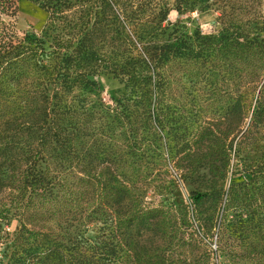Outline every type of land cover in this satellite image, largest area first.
<instances>
[{
    "label": "trees",
    "instance_id": "trees-1",
    "mask_svg": "<svg viewBox=\"0 0 264 264\" xmlns=\"http://www.w3.org/2000/svg\"><path fill=\"white\" fill-rule=\"evenodd\" d=\"M32 1L48 13L46 34L17 31L4 16L14 18L18 1L0 0V264H222L237 247L226 202L233 184L225 185L243 164L237 142L233 148L241 124L227 148L202 160L187 159L182 146L169 149L164 67L179 46L162 40V21L171 7L162 0ZM227 3L174 0L173 8L223 10ZM263 3L230 0L243 13L232 14L225 33L228 46L241 49L251 120L264 111L250 103L264 77ZM106 46L109 58L101 54ZM100 66L124 86L110 104L95 95L90 77ZM232 104L233 112L243 107ZM197 163L210 178L203 180ZM168 165L182 182L198 183L188 203L143 202L138 189L164 180ZM213 235L209 250L205 239Z\"/></svg>",
    "mask_w": 264,
    "mask_h": 264
},
{
    "label": "rangeland",
    "instance_id": "rangeland-1",
    "mask_svg": "<svg viewBox=\"0 0 264 264\" xmlns=\"http://www.w3.org/2000/svg\"><path fill=\"white\" fill-rule=\"evenodd\" d=\"M17 1V14L14 18L4 16V19L19 32L46 34L47 11L32 0ZM173 3L174 0L161 1L171 7L162 21V40L174 41L179 46L176 60L164 67V112L169 149L175 152L182 146L179 151L186 157L202 160L206 153H213L216 146L227 148L233 137L230 131L236 122L241 124L233 148L237 142L243 164H238L240 170L234 169L232 180L228 178L225 185L227 188L233 184L234 199L229 201L228 196L226 202H229L228 216L234 221L237 247L234 253L221 256L219 261L222 264H264V111L256 120H251L250 114L245 115L247 107L243 105V96L248 75L244 61L243 64L239 61L241 49L234 47L236 42L230 48L225 37L228 35L225 33L230 32L227 28L232 14L243 12L231 7L230 0L223 10L219 8L220 3L177 11ZM208 36L215 38L204 42ZM186 44L189 47L183 54ZM110 51L111 46H106L101 54L109 58ZM90 77L96 82L95 95L109 104L124 92L120 77L106 72L102 66ZM254 85V98L250 103L252 107L262 105L264 109V77ZM236 102L243 105L240 112H233L232 103ZM232 162L231 159L230 164ZM197 164L204 174L203 180L210 178L208 168ZM175 176L176 168L168 165L164 180L159 177L156 182L144 183L138 189L140 199L151 204L160 200L174 205L188 203L189 192L198 183L182 182ZM168 179L172 182L167 188L164 183ZM215 239V235L205 239L209 250L216 248Z\"/></svg>",
    "mask_w": 264,
    "mask_h": 264
}]
</instances>
